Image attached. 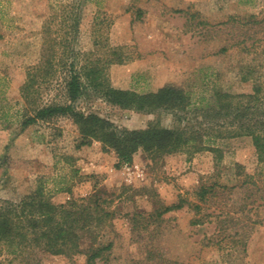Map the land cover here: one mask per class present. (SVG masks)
Listing matches in <instances>:
<instances>
[{"label":"rangeland","instance_id":"1","mask_svg":"<svg viewBox=\"0 0 264 264\" xmlns=\"http://www.w3.org/2000/svg\"><path fill=\"white\" fill-rule=\"evenodd\" d=\"M93 63L116 88L140 93L172 84L197 103L214 102L216 90L251 94L255 77H242L258 68L264 82V0H0V205L20 203L42 183L58 205L97 185L114 194L119 214L100 239L112 249L95 264H264V164L251 137L211 142L221 161L212 151L140 150L129 166L144 176L130 182L115 152L99 141L80 145L71 119L23 127L39 107L66 100L73 64L78 71ZM100 97L92 91L76 105L119 128L209 123L193 111L140 113ZM215 182L228 190L195 210V193ZM181 199L184 208L158 217ZM83 243L88 249L90 239ZM42 246L15 256L0 245V264H91L87 253Z\"/></svg>","mask_w":264,"mask_h":264},{"label":"trees","instance_id":"2","mask_svg":"<svg viewBox=\"0 0 264 264\" xmlns=\"http://www.w3.org/2000/svg\"><path fill=\"white\" fill-rule=\"evenodd\" d=\"M49 61L48 64L53 67L52 61ZM81 68L75 71L73 64L70 76L66 78V100L60 104L51 103L39 107L35 115L24 123V128L39 121L52 123L60 118H69L79 129L82 137L80 145L101 142L105 151L117 154L118 167L133 163L135 154L140 150L162 155L179 152L193 155L212 151L219 153L221 161L223 151L211 142L221 138L248 136L253 140L259 163L264 164V82L258 68H248L242 77L245 81H249L251 75L255 77L253 93L231 95L223 90H216V100L211 103H204L202 100L194 102L189 92L172 84L148 93L116 88L108 81L104 67L98 63ZM33 85L34 83H29L23 88L27 100ZM92 91L124 110L150 114L161 110L175 113L193 111L209 123L204 127L205 123L199 121L198 128L172 129L155 125L142 130L119 128L111 120L94 112H85L76 105ZM210 123H215L216 126L209 127ZM3 164L0 158V168ZM238 166L241 168V165ZM238 176H245L246 184L254 181L253 175L243 174L242 171ZM251 186L256 187L255 184ZM227 190L226 185L218 182L202 185L195 193L201 202L194 206L195 210H200L202 204L217 199ZM114 203V194L96 185L87 197L71 198L58 205L46 194L42 183L20 203L7 201L5 205H0V245L7 246L10 254L18 256L27 251L34 253L45 244L49 250L58 254L71 256L87 253L89 263L95 264L113 246L112 243H102L100 239L105 237L104 231L119 214ZM187 204L186 199H181L175 205H162L164 210L159 212L158 217L180 210ZM193 224L200 222L194 221ZM86 238L90 239L88 249L83 248Z\"/></svg>","mask_w":264,"mask_h":264},{"label":"built area","instance_id":"3","mask_svg":"<svg viewBox=\"0 0 264 264\" xmlns=\"http://www.w3.org/2000/svg\"><path fill=\"white\" fill-rule=\"evenodd\" d=\"M128 171H129V181L132 182L135 178L142 179L144 174L139 168L138 165H135L134 167H130L129 164L126 165Z\"/></svg>","mask_w":264,"mask_h":264}]
</instances>
